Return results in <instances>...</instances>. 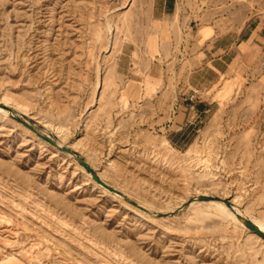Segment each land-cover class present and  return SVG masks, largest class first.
<instances>
[{
  "label": "rangeland",
  "instance_id": "1",
  "mask_svg": "<svg viewBox=\"0 0 264 264\" xmlns=\"http://www.w3.org/2000/svg\"><path fill=\"white\" fill-rule=\"evenodd\" d=\"M152 11L0 0V264H264L247 224H264V47L206 90L190 80L206 40L264 21V0ZM197 101L215 103L198 118Z\"/></svg>",
  "mask_w": 264,
  "mask_h": 264
},
{
  "label": "crops",
  "instance_id": "2",
  "mask_svg": "<svg viewBox=\"0 0 264 264\" xmlns=\"http://www.w3.org/2000/svg\"><path fill=\"white\" fill-rule=\"evenodd\" d=\"M176 7L177 0H153V19L156 22L166 20L175 12ZM247 44L264 47V21L251 22L241 34L236 36L218 35L206 40L200 53V67L190 77L192 90L197 93L206 90L229 72L240 56V48ZM214 103L197 101L191 106V113L200 118L211 111Z\"/></svg>",
  "mask_w": 264,
  "mask_h": 264
},
{
  "label": "water",
  "instance_id": "3",
  "mask_svg": "<svg viewBox=\"0 0 264 264\" xmlns=\"http://www.w3.org/2000/svg\"><path fill=\"white\" fill-rule=\"evenodd\" d=\"M46 140H48L52 145H54L57 149L63 151V152H67V153H71V150L69 149H65L62 146H60L59 144H57V142L55 140H53L52 138L41 134ZM79 164H81V166H83L94 178L95 182H97L98 184H100L101 186H103L104 188H106L107 190L111 191V192H115V190H113V188H111L109 185H107L106 183H104L93 171V169L88 165V163L83 160V159H79ZM203 200L208 199L207 197H203L201 198ZM191 204V202H189L187 205L189 206ZM228 206V205H227ZM229 207V206H228ZM248 226L255 232V234H257L259 237H261L262 239H264V234L257 229V227L253 224V222H249L248 221Z\"/></svg>",
  "mask_w": 264,
  "mask_h": 264
},
{
  "label": "bare ground",
  "instance_id": "4",
  "mask_svg": "<svg viewBox=\"0 0 264 264\" xmlns=\"http://www.w3.org/2000/svg\"><path fill=\"white\" fill-rule=\"evenodd\" d=\"M198 203L193 202L191 207L196 206ZM212 204H215L217 206V209H219V211L221 213L227 214L228 216L232 217L233 219L237 220V214L241 213L239 210L234 209L232 210L231 208H228L225 204L221 203V202H212ZM258 230H260L263 234H264V224L262 223H253Z\"/></svg>",
  "mask_w": 264,
  "mask_h": 264
},
{
  "label": "built area",
  "instance_id": "5",
  "mask_svg": "<svg viewBox=\"0 0 264 264\" xmlns=\"http://www.w3.org/2000/svg\"><path fill=\"white\" fill-rule=\"evenodd\" d=\"M192 101V100H191Z\"/></svg>",
  "mask_w": 264,
  "mask_h": 264
}]
</instances>
